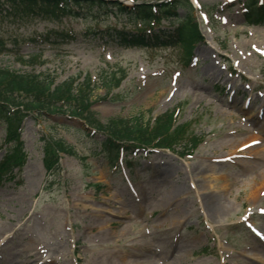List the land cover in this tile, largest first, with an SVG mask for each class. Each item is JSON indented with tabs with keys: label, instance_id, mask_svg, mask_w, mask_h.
I'll return each mask as SVG.
<instances>
[{
	"label": "rangeland",
	"instance_id": "374dc122",
	"mask_svg": "<svg viewBox=\"0 0 264 264\" xmlns=\"http://www.w3.org/2000/svg\"><path fill=\"white\" fill-rule=\"evenodd\" d=\"M116 1L125 5V0ZM135 1L137 5L166 0ZM196 1L208 15L201 8L194 11L200 38L188 54L179 44L122 47L109 41L106 33L83 34L107 28L134 30L126 14L113 6L91 10L83 4L74 9L80 11L78 16L40 5L33 7L39 12L32 15L25 5L0 0V39L15 44L13 49L19 53L0 54V70L54 78L56 85L73 84L76 102L72 107L85 114L81 120L48 115L52 112L44 106L41 114L21 111L6 119L10 131L20 134L11 158L23 159L20 168L0 179V226L18 230L4 245L12 257L29 260L28 253L18 252L32 232L50 247L67 244L65 257L56 258L60 264H171L176 258L180 264H264V237L260 236L264 194L255 201L250 192V179L264 173V161L254 154L246 158L247 152L238 149L254 137L264 138V121L258 120L257 106L250 112L245 109L247 101L241 95L239 104L232 103L233 93L224 84L230 80L239 86L242 76L243 83L264 97V20L247 25L248 0ZM175 12L184 17L186 9ZM155 24L152 36L165 30L170 39L176 37V23L159 20ZM51 31L76 38L44 39ZM141 35L151 39L149 33ZM202 50L210 57L208 63L224 73L216 84L202 79L207 65L199 55ZM35 54L39 56L35 63L25 62ZM230 69L238 74L232 76ZM104 78L114 79V84L122 82L107 93ZM88 95L86 109L81 101ZM15 96L27 102L35 95ZM176 110L178 124L188 126L187 139L169 149L144 144L147 135L155 141L157 119ZM1 117L6 115L0 108V165L8 145ZM85 124L92 129L100 124L103 129L91 130L94 134L87 136ZM136 124L143 125L145 134L132 143L108 133L111 126L120 136L123 129ZM243 128L254 133L246 138ZM229 129L242 134L230 135L232 141L218 138ZM110 137L131 149L120 154L114 167V150L109 154L102 144ZM47 148L57 153L50 174L44 164L52 157ZM176 185L186 191V199L175 214L170 207L164 209L160 200L166 195L175 199ZM215 199L224 209L211 216L203 209L205 202ZM97 220H122L130 232L128 239L133 240L108 242L103 234H96L101 224ZM4 239L0 234V241Z\"/></svg>",
	"mask_w": 264,
	"mask_h": 264
},
{
	"label": "trees",
	"instance_id": "16d2710c",
	"mask_svg": "<svg viewBox=\"0 0 264 264\" xmlns=\"http://www.w3.org/2000/svg\"><path fill=\"white\" fill-rule=\"evenodd\" d=\"M11 4L16 5H25L28 12H31V8L34 5H37L39 3L43 5H47L49 7H58L62 3L63 10H70L69 8L71 6H80L81 4H89L92 7H98V6H105V2L102 0H6ZM175 6H184L188 7L189 12L186 14L185 18L178 19L180 26L178 28V36H179V42L183 43L185 46H187L188 51H190L193 48V44L198 40V27L197 23L195 22V19L192 14V9L190 7L189 3H181L180 1H176L174 3ZM253 4V3H252ZM165 6V5H163ZM167 7L163 8V10L166 11ZM129 14H132L133 17L138 16L141 19L146 20V22H149V18L151 17V9L149 6H142L140 9H136L134 11H129ZM257 18V19H255ZM249 21L251 24H261L264 20V9H256V7H253V11L248 16ZM255 19V20H252ZM135 20V18H134ZM114 31V30H113ZM114 31L113 33H115ZM58 36L65 37L66 35H62L59 33H56ZM117 37L116 40L119 41L121 46H141L144 45V41L140 38L133 37L129 38L124 33L116 32ZM159 42L158 39L154 40L153 43ZM0 54H9V55H16L19 56L18 52L16 53L14 49L7 48L6 43L0 39ZM38 55H32L29 57L28 60H26V63H35L38 59ZM23 59V58H22ZM23 61V60H22ZM72 83H75L76 80H72ZM114 85V79H103L102 86L105 88V90L110 91ZM94 89L90 88V92H92ZM26 93L28 95H35L33 99L28 100L27 102L20 101L16 98L15 94L20 93ZM83 96L85 94H82ZM90 96L88 95L87 99H82L81 105H85V108L87 109L88 105H90ZM2 101V102H1ZM76 102V98H74L73 95V84L68 85H56V80L54 78H46L42 79L39 78V76L36 75H26V74H20L18 72L11 71L9 69L0 70V108L5 109L8 113H10V106H17L18 108L20 106H23L25 109H31L36 111L37 113H42L44 106H47L48 110L52 112L53 114H69L73 117L82 118L85 114L82 112L81 109L72 107V104ZM175 118L174 113H169L165 116H163L159 121H157V124L154 128V136L153 138L159 140L161 142L160 146H167L168 144H172L175 142V140H181L183 138V135L187 132V126H176L175 125ZM97 124V123H96ZM98 128L103 127L98 124ZM12 132V131H11ZM116 129L111 128V126L108 128V133H110L111 137L117 136V137H124L130 141L142 139L145 134V128L143 125H130V127L122 130V135H118L116 133ZM137 135V138L135 137ZM149 139H145L143 142L146 144H150L153 140L151 139V136L147 135ZM11 140H14V145H17V138L15 136H11ZM105 144L109 143V151L110 149L117 148V145L110 140H105ZM47 155L52 154V157L47 158L45 161V166L48 171H51L55 165L57 164V159L55 156H57V153H55V150H51L50 148L46 149ZM22 159L18 158L17 160L14 159V162H18L15 165H20ZM11 158H7L5 162L3 163V166L5 168H8L11 165Z\"/></svg>",
	"mask_w": 264,
	"mask_h": 264
},
{
	"label": "bare ground",
	"instance_id": "6f19581e",
	"mask_svg": "<svg viewBox=\"0 0 264 264\" xmlns=\"http://www.w3.org/2000/svg\"><path fill=\"white\" fill-rule=\"evenodd\" d=\"M199 55L201 57H204L203 58L204 61L207 62V65H205L204 70H202L203 71L202 79L208 80L209 83L216 84V82L224 78L223 72L215 68L213 64L208 63L210 57H208V53L206 52V50L200 51ZM226 82H229V81L226 80L225 83ZM233 99L235 100L232 103L239 104L240 101L238 100L237 97H234ZM248 101H249L247 103L248 105H244V106L246 107L245 109L248 110L249 112L255 109L253 108V105L255 103H259L257 110H256L257 117L259 121L260 120L264 121V99L262 100L259 97H251ZM255 122L257 123V121ZM241 131H243V134L247 135L246 138L251 137L249 133H254L253 129H249V128H243ZM241 131L239 129L237 130L229 129L225 131L224 133H221V136L218 138L223 139L224 137H229L228 140L232 141V138L230 137V135L238 134V133L242 134ZM238 149L247 152V154H244V155H248V156H245L246 158H248L249 155L254 154V156L257 157L260 161H264V138L260 136L254 137L252 140H249L248 142L238 146ZM228 150H231V146H228ZM157 169L159 171H163L162 174H165V170L163 169L162 166H160V168L158 166ZM250 181L253 182L251 185V190H250L253 196V199L255 198V201L260 200L262 198V195L264 194V173L258 177L250 179ZM175 194H176L175 199H173L172 196L170 195H166L165 198L162 199V201L160 200V203L162 206H164V209H166L167 207H170V209L172 208V210L176 214L177 212L180 211V208H182L181 206H184V201L186 199L185 197L186 191L180 185H176ZM205 206L206 208L204 207V209L202 207L203 211L211 216H216L220 211L224 209L223 205L221 204V201H218V199H215L212 201L209 200L208 202H205ZM174 217H177V216L174 215ZM114 228H116V230L113 231ZM17 231L18 230H15V227H11V229H8L5 226H0V234H4L6 237V239L1 241L0 243V264H30L34 262L39 263V264H50L51 262L53 263L54 261H56V258L65 257L66 250H67L66 243L61 245V247H50L46 245L43 240H41L37 235H35L32 232H30L29 240L27 241V244L25 245V247L20 252H18V255L19 253H23V252L28 253L29 260L25 261L20 258L17 259L15 258V255L14 257H12L10 254V251L7 249H4V245H5V242L7 243L10 239L13 238V236L15 235ZM95 231L97 235L103 234L104 237H106L108 242L115 244V245L119 244L122 241L131 242L133 240V239H128L130 232L128 231L126 225L124 224L122 220H119L116 222L107 221V220L103 221L100 224V226L96 228ZM11 232L13 233L11 234ZM261 235L264 237V230L261 232ZM59 238L63 241H66L65 239H62L61 237ZM166 243L167 241H164V244ZM126 254L125 256H127ZM30 259H33V260H30ZM56 262H57L56 264H60L58 261ZM122 264H127V261L126 263L122 261ZM171 264H180L179 258H176Z\"/></svg>",
	"mask_w": 264,
	"mask_h": 264
}]
</instances>
